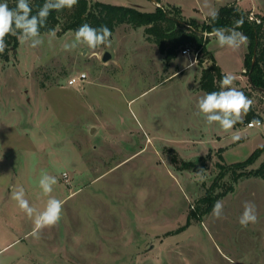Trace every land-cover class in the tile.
I'll return each mask as SVG.
<instances>
[{"label":"rangeland","instance_id":"1","mask_svg":"<svg viewBox=\"0 0 264 264\" xmlns=\"http://www.w3.org/2000/svg\"><path fill=\"white\" fill-rule=\"evenodd\" d=\"M101 1L156 8L153 0ZM227 1L246 14L253 3L264 8V0L208 3L218 10ZM204 3L161 4L202 23ZM59 28L51 41L41 33L42 46L19 41L8 60L0 58V247L20 237L0 252V264H264V177L250 174L264 163V91L245 72L248 44L234 51L213 37L206 43L222 71L235 75L234 87L254 101L259 116L252 120L262 121L249 127L244 117L225 132L207 125L196 107L207 93L200 80L214 61L210 53L195 56L190 44L192 56L181 50L168 61L145 26L129 23L116 27L110 47L65 51L75 31ZM83 72L86 78L68 83ZM260 148L253 162L237 165ZM44 173L56 177L51 196L64 205L60 222L36 239L11 195L23 186L43 210ZM221 193L217 219L208 207ZM245 201L257 215L246 228L238 222Z\"/></svg>","mask_w":264,"mask_h":264},{"label":"clouds","instance_id":"2","mask_svg":"<svg viewBox=\"0 0 264 264\" xmlns=\"http://www.w3.org/2000/svg\"><path fill=\"white\" fill-rule=\"evenodd\" d=\"M78 4V0H45L35 14L29 0H16L14 7H9L7 0L0 2V55L4 54L8 35L16 36L21 44H26L30 48H37L44 44L40 29L46 25L48 16L52 11L72 9ZM203 7L208 8L207 16L211 21H216L219 12L211 7L208 0H205ZM244 17L241 16L234 22L232 28H213L211 32L204 33L205 37L215 38L219 47H227L232 50H239L246 47L248 37L237 29L244 24ZM49 41L55 39L56 30L49 29L46 33ZM112 32L106 25L93 27L88 23L80 25L74 32V39L70 43H64L65 51H72L80 46L89 50H96L100 46H111ZM191 68V64H185ZM236 77L232 73L222 75L219 91L205 93L197 101L198 114H202L206 124L211 126L218 124L225 132L231 131L237 123H243L244 117L251 111L254 101L244 94L243 91L234 87ZM249 127H259L261 122L253 120L249 122ZM239 135H233V140H239ZM203 179V177H201ZM58 183L55 176L44 173L39 180V187L42 193L48 197L43 210H38L30 204L26 198L23 186H16L12 190L11 199L15 201L19 209L33 223L30 235L39 239L40 233L45 228L56 226L63 212L64 201L51 196L54 186ZM224 205L222 201H216L213 205L212 215L220 219L223 215ZM239 224L246 228L250 223L257 222L256 206L254 203L245 201L243 212L238 219Z\"/></svg>","mask_w":264,"mask_h":264},{"label":"trees","instance_id":"3","mask_svg":"<svg viewBox=\"0 0 264 264\" xmlns=\"http://www.w3.org/2000/svg\"><path fill=\"white\" fill-rule=\"evenodd\" d=\"M0 2H5V0H0ZM7 2L9 7H14L16 0H7ZM44 2L45 0H29L33 8L32 14H35ZM218 12L219 17L216 21L213 22L210 17H207V21L201 23L196 19L184 21L169 13L164 6L156 5L155 10L145 12L132 6L101 0H96L93 3L90 0H78V4L70 10L52 11L47 18L46 25L40 29V32H48L49 29L57 30L58 26L60 27L58 31H75L80 25L88 23L93 27L106 25L113 33L119 24L129 23L133 27L145 26V32L158 45L168 61L176 58L182 48L190 44H194L195 50L210 53L214 59L213 54L206 48L208 37L204 38V32H211L213 28H232L234 22L243 16L245 22L237 30L248 37L245 72L248 73L249 80L254 88L264 89V15L258 14L262 18L261 22L251 21L247 17L248 14L233 3L222 5ZM6 44L7 48L4 54L0 55V58L8 60L9 52L18 47L19 40L16 36L8 35ZM223 74L225 72L222 71L214 59L212 64L202 69L200 86L207 93L219 91V83ZM258 116L259 114L252 108L245 120L250 121ZM260 152L261 148L237 165L250 164ZM250 174L264 177V163L251 170ZM222 194L210 196L211 203L208 210L213 208L217 197Z\"/></svg>","mask_w":264,"mask_h":264},{"label":"built area","instance_id":"4","mask_svg":"<svg viewBox=\"0 0 264 264\" xmlns=\"http://www.w3.org/2000/svg\"><path fill=\"white\" fill-rule=\"evenodd\" d=\"M155 2V4L157 6H163L159 1L157 0H153ZM248 19L251 20V21H256V22H261L262 21V18L257 14L255 13L254 11H250L247 15ZM182 53L183 54H186L188 56H192V49L190 46H186L185 48L182 49ZM199 53V50H193V54H195V56H197ZM191 58V57H190ZM196 62V59L195 60H191L190 64L193 65L194 63ZM246 71V69H245ZM87 77V74L85 72L81 73L79 76H74L72 78L69 79L68 83L69 84H74L76 83L79 79H84ZM253 120H250L249 122H251ZM259 121L261 122V125H262V121L259 119ZM249 122H248V125H249ZM66 175V173H64Z\"/></svg>","mask_w":264,"mask_h":264},{"label":"crops","instance_id":"5","mask_svg":"<svg viewBox=\"0 0 264 264\" xmlns=\"http://www.w3.org/2000/svg\"><path fill=\"white\" fill-rule=\"evenodd\" d=\"M238 1V4L241 3L242 0H237ZM160 3H164V0H160L159 1ZM236 2V1H235ZM231 3H234V1H227L226 4H231ZM263 9V10H261ZM155 10V9H154ZM249 10H253L255 13L257 14H262L264 15V8L263 7H257L256 3H253V5H250L249 6ZM208 17V16H207ZM206 17V18H207ZM182 68H185V67H182ZM226 74V72H225ZM12 211V210H11ZM20 237H17L11 241H9L8 243H5L2 247H0V252L3 251L6 247H8L10 244H12L13 242H15L16 240H18ZM10 264V263H8Z\"/></svg>","mask_w":264,"mask_h":264},{"label":"water","instance_id":"6","mask_svg":"<svg viewBox=\"0 0 264 264\" xmlns=\"http://www.w3.org/2000/svg\"><path fill=\"white\" fill-rule=\"evenodd\" d=\"M111 53L109 52V51H106V52H104V54H103V60L104 61H108L110 58H111ZM260 90H262V91H264V89L263 88H259Z\"/></svg>","mask_w":264,"mask_h":264}]
</instances>
